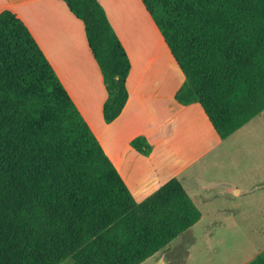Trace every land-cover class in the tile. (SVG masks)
<instances>
[{
    "label": "trees",
    "instance_id": "obj_1",
    "mask_svg": "<svg viewBox=\"0 0 264 264\" xmlns=\"http://www.w3.org/2000/svg\"><path fill=\"white\" fill-rule=\"evenodd\" d=\"M84 26L107 99L127 100L130 61L97 0H61ZM220 141L264 111V0H141ZM143 156V136L130 143ZM201 214L176 178L137 202L32 35L0 13V264H142ZM248 264H264V252Z\"/></svg>",
    "mask_w": 264,
    "mask_h": 264
},
{
    "label": "crops",
    "instance_id": "obj_2",
    "mask_svg": "<svg viewBox=\"0 0 264 264\" xmlns=\"http://www.w3.org/2000/svg\"><path fill=\"white\" fill-rule=\"evenodd\" d=\"M97 2L131 66L126 80L128 100L121 114L110 124L104 123L102 118L107 93L98 65L88 48L84 26L66 5L61 0H0V13L9 10L26 26L124 184L140 202L171 179V176L166 177L167 171L175 170L176 164L183 167L185 151H171L167 143L172 135L166 131L179 115L193 110L191 106L194 104L183 107L176 103L174 95L183 83V76L176 64L178 73L170 68L173 58L142 1ZM161 58L164 64L168 59L169 68L166 70L164 66L162 77L151 78L150 67L154 72L155 65L161 64ZM168 98L171 99V109L177 110L175 114L170 115L169 111L167 114L165 99ZM150 105L162 109L165 114L161 120L153 124L148 122L138 130L139 114L155 115ZM196 112L200 124L208 129L202 110L203 115L198 109ZM196 129L197 126L192 131L199 133ZM138 136H143L150 145L148 156L131 147V141ZM156 157L159 160L156 161Z\"/></svg>",
    "mask_w": 264,
    "mask_h": 264
},
{
    "label": "rangeland",
    "instance_id": "obj_3",
    "mask_svg": "<svg viewBox=\"0 0 264 264\" xmlns=\"http://www.w3.org/2000/svg\"><path fill=\"white\" fill-rule=\"evenodd\" d=\"M168 62L157 63L154 72L151 66L150 77H162L164 66L169 68ZM171 67L178 73L173 60ZM165 101L167 114H175L171 99ZM191 107L193 110L168 125L166 134H171L172 139H166L171 151L185 152L183 167L173 165L175 170L167 171L166 177L181 182L201 219L142 264H248L264 252V111L220 141L200 108L195 104ZM150 108L155 115L139 114L138 130L163 118L162 109L153 105ZM197 109L208 129L200 124ZM196 126L199 133L192 131Z\"/></svg>",
    "mask_w": 264,
    "mask_h": 264
},
{
    "label": "bare ground",
    "instance_id": "obj_4",
    "mask_svg": "<svg viewBox=\"0 0 264 264\" xmlns=\"http://www.w3.org/2000/svg\"><path fill=\"white\" fill-rule=\"evenodd\" d=\"M159 60H160V58H159ZM160 62H161V64H160V65H162V64H163V62H162V59H161V61H160ZM158 68H161V67H159V66H158ZM163 71H164V70H163ZM163 71H162V72H163ZM160 75H161V73H160Z\"/></svg>",
    "mask_w": 264,
    "mask_h": 264
}]
</instances>
